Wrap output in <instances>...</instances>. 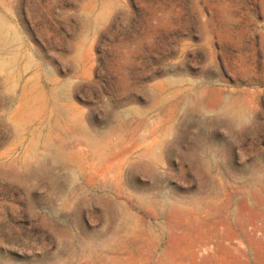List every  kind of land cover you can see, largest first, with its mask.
I'll return each mask as SVG.
<instances>
[{
    "label": "rangeland",
    "instance_id": "obj_1",
    "mask_svg": "<svg viewBox=\"0 0 264 264\" xmlns=\"http://www.w3.org/2000/svg\"><path fill=\"white\" fill-rule=\"evenodd\" d=\"M0 264H264V0H0Z\"/></svg>",
    "mask_w": 264,
    "mask_h": 264
},
{
    "label": "bare ground",
    "instance_id": "obj_2",
    "mask_svg": "<svg viewBox=\"0 0 264 264\" xmlns=\"http://www.w3.org/2000/svg\"><path fill=\"white\" fill-rule=\"evenodd\" d=\"M30 101H32V100H30ZM30 105V104H29ZM26 106V105H25ZM30 108V107H29ZM32 109V108H31ZM30 109H28V111H29ZM27 111V110H26ZM18 115H19V113H18Z\"/></svg>",
    "mask_w": 264,
    "mask_h": 264
}]
</instances>
